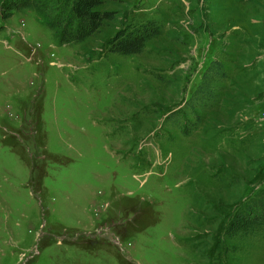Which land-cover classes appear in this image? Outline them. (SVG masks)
Masks as SVG:
<instances>
[{"label":"rangeland","instance_id":"rangeland-1","mask_svg":"<svg viewBox=\"0 0 264 264\" xmlns=\"http://www.w3.org/2000/svg\"><path fill=\"white\" fill-rule=\"evenodd\" d=\"M98 8L75 43L51 9L0 13V264H264V230L225 232L264 192V0Z\"/></svg>","mask_w":264,"mask_h":264},{"label":"trees","instance_id":"trees-1","mask_svg":"<svg viewBox=\"0 0 264 264\" xmlns=\"http://www.w3.org/2000/svg\"><path fill=\"white\" fill-rule=\"evenodd\" d=\"M0 1V13H3L4 17L9 16L12 10L22 7L51 9L55 14L52 18L53 24L50 25L60 27L59 38L62 43L80 42L95 33L104 20L113 18V13L98 8L107 0H63L61 3L58 1L51 4L44 0ZM158 32L156 24L150 22L135 26L133 30H121L111 41V50L126 55L139 53L144 49L146 42ZM223 77L222 63L213 61L205 71L202 83L194 92L195 97H198L199 101L215 98L212 94L215 82ZM261 193L258 201L235 210L226 225V233L251 234L264 230V192Z\"/></svg>","mask_w":264,"mask_h":264}]
</instances>
